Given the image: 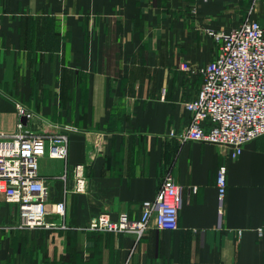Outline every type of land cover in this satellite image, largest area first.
<instances>
[{"label": "crops", "instance_id": "0c3cea01", "mask_svg": "<svg viewBox=\"0 0 264 264\" xmlns=\"http://www.w3.org/2000/svg\"><path fill=\"white\" fill-rule=\"evenodd\" d=\"M247 19L264 25V0H0V129L22 121L69 140L66 159H39L48 204L65 201L68 227H20L18 206L0 194V264H264V135L234 160L225 145L171 136L188 127L184 103L217 53L208 30ZM16 100L58 127L25 122ZM77 163L87 190L65 192ZM168 172L183 187L178 229H158L155 216L142 236L87 228L103 213L137 218Z\"/></svg>", "mask_w": 264, "mask_h": 264}, {"label": "built area", "instance_id": "2783aa9c", "mask_svg": "<svg viewBox=\"0 0 264 264\" xmlns=\"http://www.w3.org/2000/svg\"><path fill=\"white\" fill-rule=\"evenodd\" d=\"M208 3L213 0H195ZM218 45L215 57L202 69V82L193 97L185 101L190 113V122L183 133L172 132L182 140L200 141L230 147L229 158L237 159L243 146L264 135V25L256 19H247L230 31L209 29ZM180 68L190 70L183 62ZM167 89L162 91L165 97ZM3 91L0 88V100ZM20 116L43 121V119L21 101H15ZM67 129L72 126H65ZM68 135L62 131L39 132L28 128L22 121L17 130L5 133L0 129V194L8 203L18 206L20 227L34 229H66V203L48 204L49 187L39 175V159L45 155L66 159ZM73 184L69 190L83 193L87 190L86 164L77 163L71 168ZM228 164L218 167L216 185L218 214L225 212L228 191ZM192 190L197 191L193 186ZM183 187L176 182L174 174L168 172L155 199L145 200L137 218L127 212L113 220L103 213L91 220L88 229L109 232H133L142 236L155 216L158 229L174 231L179 227V215L183 206ZM241 232V231H240ZM264 237V224L257 229Z\"/></svg>", "mask_w": 264, "mask_h": 264}, {"label": "water", "instance_id": "95a60500", "mask_svg": "<svg viewBox=\"0 0 264 264\" xmlns=\"http://www.w3.org/2000/svg\"><path fill=\"white\" fill-rule=\"evenodd\" d=\"M24 121L26 122L27 121V117H23Z\"/></svg>", "mask_w": 264, "mask_h": 264}]
</instances>
